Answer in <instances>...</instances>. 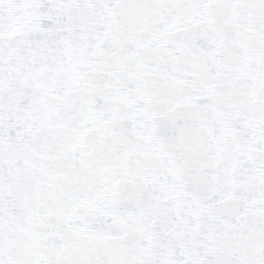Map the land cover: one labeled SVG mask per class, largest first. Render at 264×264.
Returning <instances> with one entry per match:
<instances>
[{"label": "snow or ice", "instance_id": "6c2138e0", "mask_svg": "<svg viewBox=\"0 0 264 264\" xmlns=\"http://www.w3.org/2000/svg\"><path fill=\"white\" fill-rule=\"evenodd\" d=\"M0 264H264V0H0Z\"/></svg>", "mask_w": 264, "mask_h": 264}]
</instances>
